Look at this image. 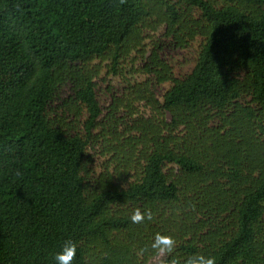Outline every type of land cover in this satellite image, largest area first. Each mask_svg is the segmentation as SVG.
Here are the masks:
<instances>
[{
  "label": "trees",
  "instance_id": "obj_1",
  "mask_svg": "<svg viewBox=\"0 0 264 264\" xmlns=\"http://www.w3.org/2000/svg\"><path fill=\"white\" fill-rule=\"evenodd\" d=\"M160 31L198 44L190 72L134 58L102 108L103 63ZM157 232L166 260L264 264V0H0V264L65 239L73 264H148Z\"/></svg>",
  "mask_w": 264,
  "mask_h": 264
},
{
  "label": "rangeland",
  "instance_id": "obj_2",
  "mask_svg": "<svg viewBox=\"0 0 264 264\" xmlns=\"http://www.w3.org/2000/svg\"><path fill=\"white\" fill-rule=\"evenodd\" d=\"M158 32L155 37L145 39L143 43V53L146 55L145 58L138 57V53L133 51L131 55L120 60L118 65V75H114L110 71L109 61H105L101 67L98 76L95 78L96 93L100 105L102 108L108 106L111 101L112 94H116L121 90L124 78L132 72V59L137 58L133 66L139 68L148 62L147 58L152 51H157L160 58H163L173 69L175 77H182L184 74L190 72L193 67L196 53L198 50V44L192 43L185 49H177L173 47L171 42ZM132 60V61H131ZM136 64V65H135ZM170 83L166 82L159 86L154 87L155 94L158 99L162 98V94L169 88ZM98 162L100 160L94 156L92 158L91 167L96 165L98 169ZM156 257H153L148 264H155Z\"/></svg>",
  "mask_w": 264,
  "mask_h": 264
},
{
  "label": "clouds",
  "instance_id": "obj_3",
  "mask_svg": "<svg viewBox=\"0 0 264 264\" xmlns=\"http://www.w3.org/2000/svg\"><path fill=\"white\" fill-rule=\"evenodd\" d=\"M120 2L124 3V0H120ZM152 218V212L149 209L142 211L139 207L134 208L130 215V220L136 224L143 223L145 219L151 220ZM150 247L156 257L155 264H216L215 256H205L203 254H194L182 262L175 257L166 260L165 257L172 256L176 247V241L172 236L160 232L154 234ZM76 251V242L71 239H65L60 249L52 254L55 264H73Z\"/></svg>",
  "mask_w": 264,
  "mask_h": 264
}]
</instances>
